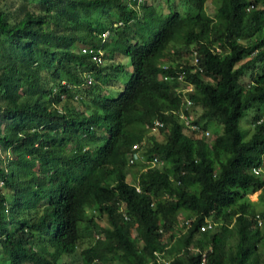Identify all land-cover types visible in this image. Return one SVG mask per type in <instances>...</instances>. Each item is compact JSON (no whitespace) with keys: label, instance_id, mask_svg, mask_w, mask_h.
Returning <instances> with one entry per match:
<instances>
[{"label":"trees","instance_id":"trees-1","mask_svg":"<svg viewBox=\"0 0 264 264\" xmlns=\"http://www.w3.org/2000/svg\"><path fill=\"white\" fill-rule=\"evenodd\" d=\"M206 1L0 7V264H264V0Z\"/></svg>","mask_w":264,"mask_h":264},{"label":"rangeland","instance_id":"rangeland-1","mask_svg":"<svg viewBox=\"0 0 264 264\" xmlns=\"http://www.w3.org/2000/svg\"><path fill=\"white\" fill-rule=\"evenodd\" d=\"M8 5V0H0V7H6ZM205 13L208 15V16H213L214 12H215V5L214 3H212L211 0H207L205 2ZM160 11L164 12L166 11V9L164 7H162V5H160ZM118 60L123 64V70L121 72V74L118 76V79L115 81L116 83L109 89V97H114L116 96L117 92L123 87L125 81H127L128 79V76L130 74V65H129V60L128 58L122 56V57H119ZM253 114V108H250L248 109L246 112H244V114L241 116V118L239 119V122H238V126H239V129L242 130V132H246L245 133V136L248 137L250 135V133L252 132V127L251 125L249 124V120L251 118ZM216 130L218 132L221 131V126H218L216 128ZM152 134L160 139L162 138V134H160V132L158 131H153ZM247 134V135H246ZM245 137V138H246ZM213 138V134L210 135L209 138H207L208 141H211V139ZM135 169V168H134ZM129 178V176H128ZM257 191L252 193V194H249L248 195V198L249 200L251 201H255L256 200V197H257ZM182 222V217L181 216H178V223L180 224ZM132 232V235L134 234L133 231ZM85 245V243H80L78 246H77V249L75 251L74 254L70 255V256H63L61 258V261H64V262H68V264H81V261H80V258H79V251L80 249ZM264 243H261L259 242L257 244V248L259 250V252L261 253V249L263 247Z\"/></svg>","mask_w":264,"mask_h":264},{"label":"built area","instance_id":"built-area-1","mask_svg":"<svg viewBox=\"0 0 264 264\" xmlns=\"http://www.w3.org/2000/svg\"><path fill=\"white\" fill-rule=\"evenodd\" d=\"M81 52L82 53H92V50L91 49H88L87 47H83L81 48ZM91 59L95 62H100L101 58L98 54H92L91 55ZM192 129H196L194 125L191 126ZM204 135H208V132L207 131H204L203 132ZM136 146H133V149H135ZM137 159H141V156H139L138 152L136 150H134L131 154V156L129 157L128 159V162L129 163H132L134 160H137ZM155 159H153L151 162H146L147 164H154L155 163ZM259 171L258 168H251V172L256 174L257 172ZM137 190V188H135ZM210 226V223H208L206 226H201L200 227V230H203L204 228L206 227H209ZM155 256L157 257V260L159 262H161L162 264H167L168 262L165 261L164 259L160 258L159 257V254L155 253ZM204 263V254L201 255V258H200V264H203Z\"/></svg>","mask_w":264,"mask_h":264},{"label":"clouds","instance_id":"clouds-1","mask_svg":"<svg viewBox=\"0 0 264 264\" xmlns=\"http://www.w3.org/2000/svg\"><path fill=\"white\" fill-rule=\"evenodd\" d=\"M216 50H218V48H216ZM204 132V131H203ZM204 135V134H203ZM205 137H208L209 135H204ZM134 151V150H133ZM133 151H131L130 152V155H129V157L131 156V154H132V152ZM137 152H138V154H139V156H141L140 155V151L139 150H136ZM129 157H128V159H129ZM155 159V158H154ZM153 159H151V160H147V159H144V158H142V156H141V159H137V160H134L133 162H135V161H138V162H140V163H142V164H144V167L145 168H147V167H154L156 164H158L157 163V161H155V163L154 164H147L146 162H151ZM156 160V159H155ZM127 162H128V160H127ZM132 162V163H133ZM129 163V162H128ZM129 164H131V163H129ZM135 188H137V187H135ZM136 191H138V188H137V190Z\"/></svg>","mask_w":264,"mask_h":264}]
</instances>
